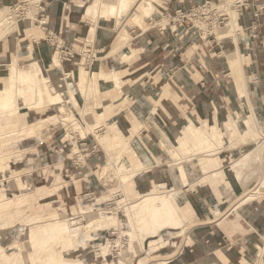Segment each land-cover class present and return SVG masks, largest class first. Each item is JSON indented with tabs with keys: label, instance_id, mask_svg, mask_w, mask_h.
<instances>
[{
	"label": "rangeland",
	"instance_id": "rangeland-1",
	"mask_svg": "<svg viewBox=\"0 0 264 264\" xmlns=\"http://www.w3.org/2000/svg\"><path fill=\"white\" fill-rule=\"evenodd\" d=\"M74 1L0 0V90L10 83L8 69L10 64L14 63L20 70H29L31 61L41 59L33 54L31 47V50L28 49L29 44L23 40L31 29H35V25L39 24L40 27H44V30L47 29V25L43 26L36 22V20L42 21L37 16L41 5L48 4L57 9L64 2L68 6L67 13L84 14V18L88 19L86 20L88 23L90 20L91 25L99 18H112L107 15L106 7L114 0H103L98 19L92 13L93 11L85 14V8L96 0ZM142 1L129 0L128 5L121 11L122 19L137 10V6L140 8L139 4ZM222 1L216 4L192 6L181 12L179 17L186 15L190 18L191 25H196L195 29L200 30L204 36L210 33L212 34L210 37L213 38V34L217 36L219 27L224 25L227 18L225 14L237 12L239 9L240 2L236 5L235 0ZM156 8L159 15L152 18L156 20L154 23L157 24L158 21L162 24V21L167 18L158 10L160 8L157 5ZM221 10L222 13H220ZM161 24L159 27L162 29ZM169 25L170 34L162 29L169 40L178 37L184 31L183 28L177 29L175 26L172 27L173 24ZM239 33L242 35L241 31ZM49 35L53 37L52 32ZM239 37L240 35L237 42ZM233 40L234 38L227 37L218 40L217 44L219 43L218 46L228 45L226 52L228 54L232 52ZM126 42L125 39L117 40L114 50H118ZM76 49L83 56L81 66L86 67L87 81L90 82L87 93L86 91L82 93L79 89L83 97L79 98L82 105L75 97L76 93L78 95V88L75 86V91L71 92V87L66 86L57 89L63 93L61 104L65 105L66 111L58 112L55 105L41 108V110L27 108L32 98L27 89L28 84H21L19 87L26 89L21 103L17 101L18 103H14L15 106H11L12 109L3 108L2 112L0 110V264H138L139 262V264H159L162 260H167L169 264L168 260L180 252L190 228L200 214H205V210L200 211L201 213L198 212L199 210L194 212L189 203L185 205L183 203L186 194L197 189L191 180L196 179L201 184H206L209 180L213 186L218 187L228 185L225 174L216 178L210 177L209 173L205 174L199 164L201 158H208L216 163V166L207 170L210 171L226 167L236 157L248 151H257V156L251 163L243 164L233 177L228 175L234 193L226 190L224 198L218 201L214 197L211 198L208 203L211 204L208 206L210 210L215 207L212 201L216 203L215 205L220 203V207L224 208L225 205L232 204L236 198L238 200L235 205H238L245 203L243 199L247 198L246 201H248L262 194L261 190L259 193L253 192L258 187H264L262 181L264 180V134L256 121L246 124L244 128L242 125L244 117L241 115L229 117L226 120L227 122L231 120L235 124L232 134L226 136V139H232L228 143L230 144L228 147L232 149L231 154L229 152L220 154L226 159L223 163H220L217 156L219 150L224 148L223 143L214 144L204 141L198 150L194 148V144H190L184 149L186 154L182 150L179 152L174 150V155L171 153L170 155L167 147L177 145L174 131L172 133L170 127L184 131L185 119L188 116L182 119L180 114L171 120L163 121L159 117L158 104L150 106L148 100L135 96L134 91L130 90L132 83L127 70L117 72L121 80L119 86L115 87L112 82H109V77L105 81L109 83H105L97 75L102 68H91L93 71L90 69L98 56L93 48L86 46L85 49ZM42 61L46 67V75L51 82L56 83L59 75L47 70L48 60ZM105 72L110 73L108 70ZM63 82L67 83L65 79ZM85 98L91 99L86 101ZM138 104L147 108L155 107L157 114L153 119H140L136 116L142 123V127L139 131H132L131 127L136 123L133 115L139 112ZM242 110L243 108L239 110L240 114ZM9 111L13 112L12 114L15 113L14 116H11ZM55 114H58V118L43 122L40 131L34 135L16 137V132L22 127ZM15 116L18 117L15 118ZM62 117L68 118L61 121ZM219 123L220 131L225 132V127L221 129L222 124ZM254 128L259 130L258 136H253L248 146H242L244 142L235 135L241 129L243 132L247 130L250 132ZM52 129L57 130L56 134L49 137L54 150L53 143L58 146V141L63 139L59 160L70 158L74 160V163L80 164L83 163L86 155L95 152L94 164L88 168L84 166V171L73 177L71 172L73 169L68 166L67 161L59 168L52 162L37 158L36 149L42 147L41 143L48 140ZM112 133L117 134L116 139L111 136ZM125 135L130 137L138 152L146 151L150 154L152 157L150 163L137 166V157L125 147ZM150 143L154 146L163 143L165 146L161 148L159 145L156 146L155 148H158V155H156ZM174 159L175 164L164 166L166 162ZM155 166H158L157 169H154ZM163 169H166V172H163ZM182 169L186 173L185 183L190 186L189 190H185L188 185L182 187L184 183L177 181L176 174ZM155 170L158 175L152 180L150 176ZM160 170L163 175H160ZM57 174L60 177V186L53 184ZM80 185H83V189L77 197L65 194L59 200L57 193L60 189L63 193L68 186L79 188ZM143 194L157 195L158 198L148 205L144 202L143 206H140L138 203L141 198L139 197ZM168 194L173 197L172 202L168 201L167 196L170 197ZM162 201L166 202L164 211L158 207ZM132 204H138V206L132 208L130 207ZM92 207L96 210L93 213L97 217L111 218L99 219L95 227L91 226L92 228L79 227L82 221H86ZM171 264H180V261Z\"/></svg>",
	"mask_w": 264,
	"mask_h": 264
},
{
	"label": "crops",
	"instance_id": "crops-1",
	"mask_svg": "<svg viewBox=\"0 0 264 264\" xmlns=\"http://www.w3.org/2000/svg\"><path fill=\"white\" fill-rule=\"evenodd\" d=\"M262 1H254L249 8H244L240 4L238 6L237 23L239 32H242V35L238 32L240 37L237 42L242 57L240 66H230L226 54L228 45L218 46L215 34L213 38L210 37L212 35L210 33L204 36L200 30L194 28L196 25H191L190 18L186 15L179 17V11L183 12L192 6L202 4L221 3L222 0H154L149 16L144 15L137 6L138 9L131 12V15L123 19L122 15L119 24L114 18H99L95 32L90 31L91 21L89 20L88 23L84 14L67 13L68 6L64 2L57 9L48 4L41 5L37 16L38 19H45L42 24L47 25V29L44 30L39 24L35 25V29H31L23 40L29 44L28 49L32 48L33 54L39 56L41 60H48L47 70L59 75V79H65L74 91L75 86L79 91L80 83L88 82L87 69L81 66L83 56L76 48L85 49L86 46H91L98 56L90 69L102 68L110 73L127 70L132 83L130 90L134 91L135 96L148 100L150 106L158 104L159 117L163 121L171 120L181 114L182 119L191 116L199 122L206 121L207 125H215L218 128L221 122V129H224L229 117L249 115L253 123L256 121L262 128L264 134V13L257 17L253 14L256 4ZM156 5L168 21L164 20L162 24L158 21L157 24L154 23L156 20L152 17L159 15ZM37 21L40 23V20ZM252 22H254L253 27L248 28ZM160 24L168 34L171 33L169 24H173L172 27L175 26L177 29L183 28L184 31L178 37L169 40L168 35L159 27ZM50 32L53 33L52 38ZM121 39H125L126 44L114 50L115 42ZM233 43L234 41L231 44L232 49ZM57 49L62 51L60 67H52V55ZM102 69L97 72L98 77L101 72L109 74ZM100 79L106 81V78ZM237 81L243 82L245 87L243 93L238 92L235 87ZM80 91L79 97L77 93L75 97L81 103ZM90 99L85 98L86 101ZM137 106L139 112L133 115V119L136 122L134 127L139 131L142 123L136 116L140 119L146 118L144 111L147 110L156 115L157 109L142 107L139 104ZM241 108H243L242 114L239 113ZM27 114L28 111L25 116L26 122ZM242 125L245 128L243 123ZM170 129L172 133L182 130L173 126ZM241 130L235 136H239L244 142L242 146H248L252 137L258 136L259 130L256 128L250 132ZM54 133L56 134L57 130L52 129L48 140L42 142V147L36 149L37 158L52 162L59 168L67 161L68 166L73 169L71 171L73 177L81 174L84 166L88 168L94 164L95 152L86 155L83 163L80 164L74 163L70 158L59 160L63 139L58 141V146L53 143L54 150L49 140L50 135ZM229 140L232 139L224 140V148L217 153L220 163L226 160L220 154L224 152L231 154L232 149L228 147ZM155 145L158 147L159 143ZM161 145L160 148L163 147ZM156 146L150 143V147L158 155ZM167 152L174 155V150ZM157 167L155 166L154 169ZM160 173L163 175L162 170ZM157 175L155 170L150 177L153 180ZM227 178L228 185L219 187L213 186L209 180L206 184L198 183L196 179L191 180L197 189L187 193L183 203L184 205L189 203L194 212L199 210L198 212L201 213L205 210V214H200L190 228L180 252L168 260L169 264L175 261H180V264H264V187L261 188L260 196L242 204L235 205L238 200L236 198L232 204L222 208L220 203L215 205L216 203L212 201L215 207L210 210L208 206L211 204L208 203L211 198L214 197L218 201L224 198L226 190L233 192L231 179L228 175ZM59 180L57 174L53 184L60 186ZM187 185L188 183H184L182 187ZM82 187L83 185L79 188L68 186L63 193L60 189L57 193L59 200L65 194L77 197ZM189 189L191 188L188 185L185 190ZM159 264H167V260H162Z\"/></svg>",
	"mask_w": 264,
	"mask_h": 264
},
{
	"label": "bare ground",
	"instance_id": "bare-ground-1",
	"mask_svg": "<svg viewBox=\"0 0 264 264\" xmlns=\"http://www.w3.org/2000/svg\"><path fill=\"white\" fill-rule=\"evenodd\" d=\"M152 1H154V0H143L142 3L140 4V6H141L140 8L143 11L144 15L149 16V12L153 8L152 7ZM235 2H236L235 4H238L240 2V0H236ZM102 3H103V0H96V1H94L93 4H89L85 8L86 9L85 14H89L90 11L91 12L93 11L92 13H94V16L98 19L99 18V10H100L99 8H102V5H101ZM128 3H129V0H114L112 3H110L106 7L107 15L112 17V18L114 17L115 19H117L119 21V19L122 16L121 11L123 8H125L128 5ZM79 6H81V4H79ZM225 15H227V18H226L224 25L220 26L219 31H217L218 32L217 33V39L223 40L227 37L234 38V40H233L234 41V43H233L234 48L232 49V52L230 51V53L227 54V59H228V63L230 64V66H240L241 62H242V57L238 51L237 38H236L237 31L239 30V25L237 23L238 13L235 11L234 12H227ZM118 21H117V24L120 23ZM40 23L42 24L43 20L40 21ZM96 24H97L96 21L92 24V26L90 28L91 32H93V31L95 32ZM61 53H62V51H60L58 49L52 55V64H51L52 67H60V60H61V56H62ZM64 55H66V54H64ZM128 58L129 57H127V59ZM45 68L46 67L44 66V63L41 59L31 61V69H29V70H20L14 63L10 64L9 68H8L9 69L10 83L8 84L7 87L0 90V94H1L0 110L3 108L12 109L11 106H15L14 105L15 102L22 101L21 99H23V97L25 96L26 89L20 88L19 85L28 84L27 89L30 92V96L32 98V101H30L28 103L29 104L28 106L26 105L27 108H34V109H40L41 110V108H44V107H47L50 105H55L58 112H64V110L66 111V107H64L65 105L63 106V104H61L63 102V98H62L63 93H61L60 91H57V89L62 88V87H66V86H70V85L67 83H64L62 78L57 80L56 83L51 82L49 77L45 73V70H46ZM99 77L103 78V79L109 77L110 78L109 82H112L115 87H116V85L119 86V83L121 82L120 76H118L117 72L109 73V74L108 73H105V74L100 73ZM89 83L90 82L85 81L84 84L79 85V89L81 90V92H85L86 90L89 89L88 88ZM235 87H237V90L240 93H243L245 91V87H244L243 82L237 81ZM71 92H74L72 88H71ZM69 101H70V99H69ZM2 111L3 110H1V112ZM144 112H145V115H147L146 118L153 119V117H155V115H153L152 112H149L148 110L144 111ZM144 112L142 114H144ZM12 113L9 111V114L11 116H14L15 113L14 114H12ZM2 114H5V113H2ZM17 117L15 116V118H17ZM54 118L55 119L58 118V114L51 115V116H48L46 118H41V119L36 120V122H34V123L28 124L27 127H24V128L22 127V129L20 131L16 132V137L18 136L20 138L21 136H32L36 132L40 131V128H41L43 122H47V121L52 120ZM67 118L62 117L61 121L66 120ZM59 121H60V119H59ZM242 121H244V125H246V124H249L250 122H253V119L248 115V116L244 117V119H242ZM234 124L235 123H233L231 120H229V122H225V132L224 131L222 132V131H220L219 128L217 129L215 127V125L214 126L207 125L206 121H202V122L197 123L191 117H188L187 121H186V125L184 126V131L183 130L174 131V134H175L174 136H175V140L177 142V145L176 146L171 145V146L167 147V150H169V152H173V150H176L177 152H179V150L180 151L182 150L183 152H185L184 149L187 146H189L190 144H194L193 145L194 148L198 150V149H200L201 144L204 141H208L209 143L213 142L214 144L223 143V141L226 139L227 134L230 135L234 131ZM131 130L132 131H134V130L138 131L137 127H134V126L131 127ZM111 136L114 139L117 138V134L115 135L112 133ZM125 142H126L125 147L127 149H130L132 151V153L137 157V159H138L137 166H139V165L145 166L147 163L151 162L152 157L150 156V154L147 153L146 151H145V153L144 152H138L134 148V145L132 144L130 137H128L126 135H125ZM162 145L165 146L163 143H162ZM256 152H257L256 150L248 151L247 153H244L243 155L236 157V159H234V161H232L231 164L227 165L226 167H221L217 170L207 171V170L213 168L214 166H216V163L214 161L212 162V160H209L208 158L207 159L201 158L199 160V164H200L202 170L205 171V174L209 173L208 175L210 177L216 178L217 176H220L221 174H225L226 177H227V175H230L231 177H233L240 170V168L242 167L243 164L248 165L249 163L252 162V159H254L257 156ZM185 154H186V152H185ZM119 155H121V153ZM119 155H118V157H119ZM177 159L178 158H176V160ZM174 162H175V159L172 161L166 162V164L164 163L165 164L164 166H172L173 164H175ZM163 172H166V169H163ZM176 178H177V181H181L182 183H185L187 181L186 173L183 169L177 172ZM262 181L264 182V180H262ZM262 181H261V183H262ZM260 188H262V186ZM260 188L258 187V189L254 190L253 192L259 193L260 190L262 191V189H260ZM143 195L142 196L140 195L141 197H139V198H141L140 203H138L140 206H143L144 202H147L146 204L148 205V203H151L158 198L157 195H151V194L144 195V196ZM169 196L170 197L167 196L168 201L172 202L174 199L171 195H169ZM248 199H249V197H248ZM243 200L245 202H247L246 201L247 198L243 199ZM138 204H132L130 207L134 208V207L138 206ZM146 204L144 205L145 207L147 206ZM158 207H159V209L164 211V209L166 207V202L162 201ZM93 212H96V210L92 207L89 213H93ZM89 213L87 215L86 221L85 222L82 221L80 226L78 224L79 227H82L84 229L85 228H92L91 226L94 225V227H95L96 223L98 222L99 219H101V218H103V219L109 218L110 219L111 218V217H97L96 214L93 213L91 215ZM165 214H168V213H165ZM77 227H74V229H77ZM79 227H78V229H80ZM61 228H63V226ZM74 229H71V230L74 231ZM77 231H79V230H77ZM71 233H73V232H71ZM68 234H70V233H68ZM86 261H84V262H86Z\"/></svg>",
	"mask_w": 264,
	"mask_h": 264
},
{
	"label": "built area",
	"instance_id": "built-area-1",
	"mask_svg": "<svg viewBox=\"0 0 264 264\" xmlns=\"http://www.w3.org/2000/svg\"><path fill=\"white\" fill-rule=\"evenodd\" d=\"M254 1H257V0H240V6H243L244 8H249L253 4ZM179 13H181V11H179ZM262 13H264V0L262 1V3L256 4L255 10H253V14L256 17ZM253 24L254 22H252V24L248 28L253 27Z\"/></svg>",
	"mask_w": 264,
	"mask_h": 264
}]
</instances>
